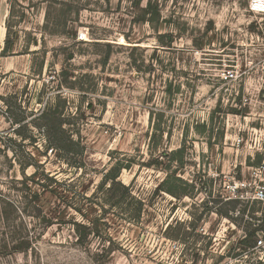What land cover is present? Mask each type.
Instances as JSON below:
<instances>
[{"label":"rangeland","instance_id":"1","mask_svg":"<svg viewBox=\"0 0 264 264\" xmlns=\"http://www.w3.org/2000/svg\"><path fill=\"white\" fill-rule=\"evenodd\" d=\"M7 23L0 264H264V233L245 234L264 208L252 198L264 189V16L247 0H0V51ZM54 104L80 166L32 125ZM16 115L31 139L13 132ZM116 162L130 165L117 180L142 202L138 221L98 194ZM167 174L180 195L157 189Z\"/></svg>","mask_w":264,"mask_h":264},{"label":"trees","instance_id":"2","mask_svg":"<svg viewBox=\"0 0 264 264\" xmlns=\"http://www.w3.org/2000/svg\"><path fill=\"white\" fill-rule=\"evenodd\" d=\"M146 13L150 14L149 18L147 20H152L158 17V10L156 5H152L150 2L146 4ZM64 23V22H63ZM66 22L64 23V25ZM9 24L7 23V31L6 35L4 38V44L3 47L0 51V55L4 56L6 55L9 51L10 48L12 47L13 44V39H10L9 36ZM109 56V52L105 54V57L102 60V64H105L107 62ZM216 111V109L214 110ZM153 113L151 112V115ZM160 118L162 117L161 113H158ZM35 120L32 121V125L34 128H36L39 132H41V135L43 136L45 140V148L46 149H51L55 150L58 152L59 156L66 161L69 165L73 166H80V164L75 161L74 159L75 155H80L82 153V148L78 141L73 139V131L70 129L69 125L70 123L62 117L61 111L58 110L57 104L53 105V108H49L46 110H42L35 118ZM24 120V116L22 117H17L14 116V119H12V124H18L17 127L13 129V132L16 135H19L22 139H27L30 138V136L24 135L22 133V125L20 124L21 121ZM159 118L158 122L153 124L152 127V134L150 137V141L157 146L160 142V139L162 137V132L163 130L160 127L159 124ZM204 127V125H202ZM170 135V132L167 133V136ZM31 139V138H30ZM77 148V150L75 149ZM184 149V146L182 145L181 147L170 151L167 156H176L179 155ZM69 157V159H68ZM170 160V159H169ZM178 161H181V159H178ZM158 161L153 159L151 160L149 165H152V163H157ZM182 162V161H181ZM24 166L27 165H36L32 159L30 161L26 162L23 164ZM22 166V167H24ZM130 165H122L118 162H116L114 165H112L106 173L103 175L101 182L97 186V191L100 196H103L102 203L108 205L110 208H116L118 211L125 215L127 219H132L133 221H138L140 219L141 213H142V208L143 204L140 200L136 199L130 192L129 186L124 185L121 183L119 180H117L119 173L123 168H129ZM165 171L167 173H174V171H171L169 165H167V168H165ZM166 179L163 181L162 184L157 188L158 190H163L167 192L168 194H171L173 196H178L180 193H175L171 187L167 186L169 184V181L172 176L170 174L166 175ZM179 180V179H178ZM187 194V193H184ZM33 200H39V194L36 193L33 196ZM208 209V208H207ZM245 208L241 209L238 211L239 213L243 214L245 212ZM217 212V211H216ZM220 214H226V213H221L218 211ZM252 216V215H250ZM251 219H255L256 221H259L255 227L249 228L246 227L245 234L246 237H251L254 236L257 232H262L264 233V208L262 209L260 216L255 218L251 217ZM81 228L85 230V227L80 225ZM91 232V230H89ZM78 233L81 235L80 241L84 240L86 238V234L89 232L84 233V231L80 232L78 230Z\"/></svg>","mask_w":264,"mask_h":264},{"label":"built area","instance_id":"3","mask_svg":"<svg viewBox=\"0 0 264 264\" xmlns=\"http://www.w3.org/2000/svg\"><path fill=\"white\" fill-rule=\"evenodd\" d=\"M248 2V8L249 10L254 14H260L264 16V0H247ZM259 70H260V76H259V92L261 93V103L264 106V57L259 61ZM226 76L229 78H232L235 76V74L227 69L226 70ZM252 198L254 200H260L264 201V189L261 186H256L254 189ZM258 243H261V240L258 241Z\"/></svg>","mask_w":264,"mask_h":264}]
</instances>
